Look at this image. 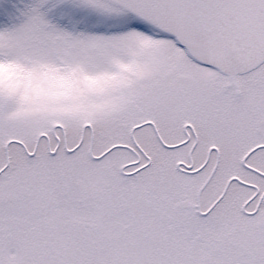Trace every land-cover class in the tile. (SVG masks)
<instances>
[{"label":"snow or ice","instance_id":"1","mask_svg":"<svg viewBox=\"0 0 264 264\" xmlns=\"http://www.w3.org/2000/svg\"><path fill=\"white\" fill-rule=\"evenodd\" d=\"M0 264H264V0H0Z\"/></svg>","mask_w":264,"mask_h":264}]
</instances>
